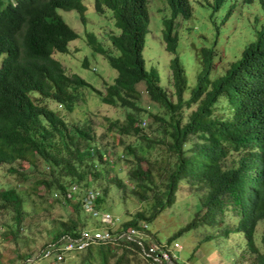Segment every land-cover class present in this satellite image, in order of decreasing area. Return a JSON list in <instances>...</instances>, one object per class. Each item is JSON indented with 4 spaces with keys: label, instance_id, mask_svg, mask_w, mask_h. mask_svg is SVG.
I'll use <instances>...</instances> for the list:
<instances>
[{
    "label": "trees",
    "instance_id": "obj_1",
    "mask_svg": "<svg viewBox=\"0 0 264 264\" xmlns=\"http://www.w3.org/2000/svg\"><path fill=\"white\" fill-rule=\"evenodd\" d=\"M92 1L94 13H110L115 28L108 34V45L92 31L82 37L92 53L104 57L117 72L104 91L89 87L76 73L66 75L58 60L68 52V43L79 38L58 10H75L85 23L84 0H0V165H7L5 172L16 177L14 182L0 183V215H7L0 222V241L6 242L0 264H24L41 251H17L19 233L25 229L22 220L36 205H71L69 216L56 223L49 241L75 239L89 224L104 225L85 213L80 201H73L76 194L84 187L99 189L98 204L104 212L102 203L115 188L122 192L124 203L133 199L138 204L124 220L115 216V231L142 230L146 225L148 236L149 224L176 202L181 188L189 186L187 194L193 195L192 186L198 184L207 188L201 208L175 236L214 226L226 238L244 236L243 242L256 252L252 264H264V252L254 240L256 226L264 220V21L253 29L238 58L214 75V65L224 52L217 47L222 29L214 16L228 10L219 15L224 22L235 6L233 0H165L169 14L162 16L160 38L172 54L168 67L174 92L169 94L159 84L156 69L146 68L143 56L150 21L147 0ZM239 1L245 6L255 2ZM194 2L209 9L215 26L211 44L203 41L206 44L198 51L191 49L190 60L196 62L198 72L195 85L187 91L175 20L190 19ZM258 4L264 12V0ZM85 87L95 91L101 102L126 108L123 120L107 119V131L100 136L91 123L70 117L80 88ZM142 96L164 113L142 107L138 103ZM106 138L103 147H97ZM109 146L113 154L107 153ZM114 159L122 161L126 172L120 175L118 168L109 178L105 164L111 162L115 168ZM29 167L34 171H26ZM146 235L145 245L156 242ZM4 236L10 237L3 240ZM75 254L76 264H150L140 245L123 236L97 241Z\"/></svg>",
    "mask_w": 264,
    "mask_h": 264
},
{
    "label": "rangeland",
    "instance_id": "obj_2",
    "mask_svg": "<svg viewBox=\"0 0 264 264\" xmlns=\"http://www.w3.org/2000/svg\"><path fill=\"white\" fill-rule=\"evenodd\" d=\"M237 1L238 0L232 1L235 6L230 9V15L224 22H221L222 19L219 15H224L228 10L224 12L219 11L214 16L216 24L222 29L217 47L224 50L220 55L221 60L216 61L214 65V75L221 74L224 68L238 58L244 44L248 38L251 37L253 29H259L261 23L264 21V12L261 9V5L258 4V0H255L250 6H245L240 1ZM84 3L86 4L85 13L87 15L85 23L80 21L79 15L75 10H58L66 23L79 34V38L68 43V52L59 56L58 60L60 66L65 70L66 75L71 77L76 73L89 83V87L93 85L96 89L104 91V87L113 82L117 72L110 67L104 57L97 53L93 54L87 42L82 37L85 31H92L103 44L108 45V34L115 31L113 18L108 12L96 15L94 13L92 0H84ZM147 6L149 8L150 21L147 41L143 50L146 68L151 69L153 67L156 69L160 78L159 84L171 94L174 92V88L171 84V72L168 63L172 54L165 50V42L160 38L162 28L161 19L163 15L169 14L168 7L165 0H147ZM193 6V16L190 19L183 22L181 17H178L175 20L176 29L179 30L180 34L177 54L188 80L187 91L195 85L198 72V65L196 62L194 63L190 60L191 49L194 52L198 51L201 46H204L203 44H211L214 38L213 29L215 26L212 22L213 17L210 16L208 8L202 7L199 3L195 2ZM250 28L251 33L249 34ZM203 41H206V43ZM192 59H194V57ZM80 90L82 92L77 99L74 111L70 114V117L75 121L91 123L95 127L97 136L107 131V119H124L126 108L120 105L112 106L101 102L97 93L88 87L80 88ZM185 95H189V92H186ZM172 100L175 101L174 96ZM138 103H140L142 107H146V109L160 114H163L165 110L156 105H149L146 96H142ZM50 106L55 107V104L51 103ZM196 107L197 103L187 110L184 116L187 117L189 111L194 110ZM144 133L149 134L150 131L146 130ZM105 142H107V138L103 142L100 141L97 147H103ZM108 152L113 154V149L110 146L108 147L107 153ZM114 160L117 162L115 168H112L111 162H109L110 164H105V171L109 178L115 176V170L118 168L120 169L118 174L121 175L126 172V166H122V161ZM7 168V165H0V183H7L11 180V182L16 181L14 175L5 172ZM26 171L33 172L34 169L32 170V168L29 167ZM124 180L128 181L127 178H124ZM104 184H106V182H104ZM192 189L196 192H194L193 195H188L187 192L190 190L189 186L182 187L179 191L180 196L178 195L179 197L176 202L169 208L163 210L155 221L149 224L148 230L152 232L151 235L154 240L160 243L169 241L171 249H174L173 243L177 241L182 248H176L174 250L178 254L182 264H252V259L256 256V252H251L249 250L246 242H243V240L245 241L244 236H231L226 238L224 235H221V231L214 226H210V229L208 227L187 229L175 236V233L185 228V225H188V223L194 220L197 211L201 208V197L207 193V188L202 184H198L197 187L192 186ZM91 190H93V188L84 187L82 191L76 194L73 201H80V206L84 207L83 200H86ZM113 190L114 191H112L102 203L101 208L105 209L104 213H110L113 217L118 216L121 220H124L128 213H130L131 216L136 211L138 204L133 199H127V201H125L127 204L124 203L121 200L122 192H118L115 188ZM100 197L101 193L97 200ZM36 201L39 200L36 199ZM96 202H99V200ZM62 206L63 202L53 205H36L33 208V212L23 218L22 225H24L25 229L19 233V236L22 237L17 242V251L19 253L26 250H43V248H41L43 243H47L54 237L56 223L65 220L70 214L71 205ZM82 210L85 212L83 208ZM126 210H128L127 213ZM83 211L82 215L88 216L84 214ZM87 213L90 214L89 212ZM5 217L7 218V215H0V222H2V218ZM95 221L98 222L99 220L95 219ZM90 222H94V219L90 218ZM117 222L116 220L114 229L118 227ZM105 223L108 224L109 222ZM92 225L93 224H89V226L93 227ZM39 229H42L43 232H40ZM33 235L35 236V241L33 240ZM151 235L148 234L150 237ZM207 236H213L214 238L207 240ZM9 237L10 236H4L3 240ZM254 240L258 250L261 253L264 252V220L257 224ZM49 243L52 242L49 241ZM5 245L6 242L0 241V251L4 250ZM41 251L30 257L24 264H49L53 256L46 258L38 257L37 254L41 253ZM76 251L77 250L72 249L66 251L62 263L71 259H74L71 264L78 263L77 254H75ZM5 259L6 257L4 260Z\"/></svg>",
    "mask_w": 264,
    "mask_h": 264
},
{
    "label": "built area",
    "instance_id": "obj_3",
    "mask_svg": "<svg viewBox=\"0 0 264 264\" xmlns=\"http://www.w3.org/2000/svg\"><path fill=\"white\" fill-rule=\"evenodd\" d=\"M77 185L72 184V189L77 190ZM90 191V189H89ZM86 192V191H85ZM100 190L93 188L89 193V196L86 198L84 202V207H82L85 212H89L93 217H100V222L104 225L101 227H91L84 228L79 237L75 239L62 237L60 240V245L58 246V241L53 243H48L47 246L43 248L41 253L38 254V257L46 258L49 256H53L52 261L49 264H64L62 263L64 260L65 252L68 250H83L88 247L92 243H96L97 241H104L107 239H111L112 237H126L129 240H135L138 245H140L141 254L143 258L147 259L150 264H182L178 254L174 249H181L182 246L175 241L173 243V248H170V244H159V243H150L149 245H145L143 243V237L146 235L144 233L145 226L142 225V230L140 227H128L124 232L120 233L119 231H115L114 225L115 221H118V217L114 218L110 213L101 212L97 198L99 197ZM101 212V214H100ZM105 222H109L106 224ZM106 226V227H105ZM105 227V228H103ZM146 237H148L146 235Z\"/></svg>",
    "mask_w": 264,
    "mask_h": 264
}]
</instances>
